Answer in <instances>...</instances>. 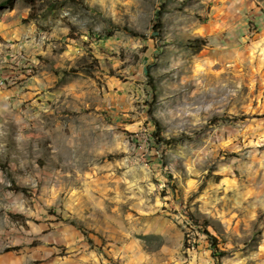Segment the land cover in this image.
<instances>
[{"label":"rangeland","instance_id":"374dc122","mask_svg":"<svg viewBox=\"0 0 264 264\" xmlns=\"http://www.w3.org/2000/svg\"><path fill=\"white\" fill-rule=\"evenodd\" d=\"M187 211L264 264V0H0V264H216Z\"/></svg>","mask_w":264,"mask_h":264},{"label":"trees","instance_id":"16d2710c","mask_svg":"<svg viewBox=\"0 0 264 264\" xmlns=\"http://www.w3.org/2000/svg\"><path fill=\"white\" fill-rule=\"evenodd\" d=\"M10 2H14L16 0H9ZM129 31V30H128ZM162 31H163V26L161 24V20L159 18L158 20V25L154 28V32L156 33L157 37H161L162 35ZM131 32V31H130ZM131 34L134 37H143L140 34L131 32ZM159 149V148H157ZM174 193H176V189L173 188L172 190ZM186 217L188 218V224L191 227H196L199 229V231L207 238V241L209 243V247L210 250L212 252V256L213 258L216 260V264H222L221 260L227 255L225 251H221L220 250V244H219V240L218 238H216L211 232H210V228H211V222L207 219V218H202L199 219L197 218L192 212L187 211L186 212ZM68 224H70L71 226L75 227L76 229H78L79 231L86 233L84 228L81 227L77 222L75 221H71V220H67Z\"/></svg>","mask_w":264,"mask_h":264}]
</instances>
